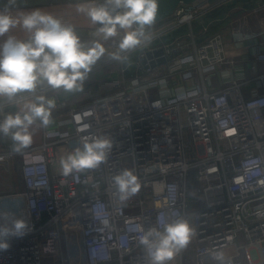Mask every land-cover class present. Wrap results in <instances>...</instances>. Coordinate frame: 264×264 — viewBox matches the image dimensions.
Listing matches in <instances>:
<instances>
[{
  "label": "built area",
  "instance_id": "1",
  "mask_svg": "<svg viewBox=\"0 0 264 264\" xmlns=\"http://www.w3.org/2000/svg\"><path fill=\"white\" fill-rule=\"evenodd\" d=\"M231 1L181 4L149 29L151 42L126 62L107 57L94 65L91 73L117 65L111 94L78 106L42 90L55 99L56 116L40 143L17 154L0 136V177L15 164L21 186L0 191V212L29 225L0 251V264H148L143 232L176 217L187 219L195 235L171 264H218L213 251L231 264H264V73L226 83L225 75L240 65L243 73L245 63L227 56L220 34L200 40L195 30L198 20ZM258 53L264 61V42ZM23 97L0 101V118L31 99ZM63 119L68 125H60ZM84 136L114 142L106 162L67 177L54 171L61 149L67 155ZM125 169L141 187L120 203L112 177ZM191 183L202 184L194 188L199 200L190 196Z\"/></svg>",
  "mask_w": 264,
  "mask_h": 264
},
{
  "label": "clouds",
  "instance_id": "2",
  "mask_svg": "<svg viewBox=\"0 0 264 264\" xmlns=\"http://www.w3.org/2000/svg\"><path fill=\"white\" fill-rule=\"evenodd\" d=\"M15 3L16 0H8L0 8V37H6L0 41V101L16 102L25 93L31 99L15 113L0 118V136L10 137L11 151L19 154L33 142V125L47 128L52 123L56 101L44 93L82 92L93 66L106 54L123 63L128 60V53L147 46L153 39L149 29L156 22L159 0H103L78 7L77 11L96 26L94 36L100 37L88 41L81 39L74 24L40 8L14 16ZM17 26L28 34L26 39L7 35ZM113 38L117 41L116 50L108 52L103 42ZM113 143L105 136L82 137L80 146L60 158L62 175L98 168L108 159ZM112 181L120 203L136 195L141 187L138 177L128 169L112 177ZM28 230L24 219L0 212V251L10 247L11 237H23ZM194 235L191 223L176 217L166 220L162 227L145 230L139 243L148 264H171ZM209 255L218 264H231L222 251Z\"/></svg>",
  "mask_w": 264,
  "mask_h": 264
},
{
  "label": "crops",
  "instance_id": "3",
  "mask_svg": "<svg viewBox=\"0 0 264 264\" xmlns=\"http://www.w3.org/2000/svg\"><path fill=\"white\" fill-rule=\"evenodd\" d=\"M203 1L205 0H199L189 6L196 7ZM23 11L25 12L26 10H15L12 12ZM253 15L259 16V18L257 22L251 26L252 28H250L249 18ZM203 22L205 23V26H208L207 33H204L203 31ZM195 30L200 40L209 35L220 34L225 44V50H229L233 54L232 57L237 58L245 63V69L243 73V68L240 65L239 67L235 68V72L232 71L231 74L225 75L224 80L226 83L229 84L230 81L234 80V78L241 76L245 77L247 80L253 81L254 78L264 73L263 55L262 53L258 55L259 46L262 42H264V0H232L229 4L215 10L214 12H211L210 14H207L201 20H198L195 23ZM16 31L12 32V35L15 33L14 36L18 38L28 35L25 31L21 32L19 29ZM10 34L11 32H9L7 35ZM5 38L6 37H0V41ZM254 65L257 67L256 71L253 69ZM215 85H218V82H215ZM260 91L263 92L264 89H260ZM244 94L247 97L251 95L247 88L244 89ZM66 98L63 96V99ZM24 103H21L16 108L12 109V112L15 113L18 111ZM55 116L56 115H52L53 118H55ZM67 121L68 120L63 119L60 125H68ZM57 128V124L50 126V129ZM45 129L46 128L40 126L39 124L33 125L31 129L33 132V142L31 145L38 144L42 141ZM8 140L11 141V138L8 137ZM64 156H66V153L64 149H61L59 160ZM54 171L62 172L60 164L54 168ZM13 188L15 191H19L21 188L20 183H18V185ZM0 191H8L6 183H2L0 185Z\"/></svg>",
  "mask_w": 264,
  "mask_h": 264
},
{
  "label": "rangeland",
  "instance_id": "4",
  "mask_svg": "<svg viewBox=\"0 0 264 264\" xmlns=\"http://www.w3.org/2000/svg\"><path fill=\"white\" fill-rule=\"evenodd\" d=\"M95 3V2H91ZM90 3H85V4H80V5H73V6H59V7H52V8H47V9H42L46 12H50L53 15H55L57 18L61 19L65 23H71L76 26V29L81 37L82 40L88 41L91 39H100L98 36H94V33L96 32V26L91 23L89 18L77 11L78 7L81 6H87ZM14 16L18 15H23V12H12ZM258 15V14H257ZM260 15V14H259ZM259 16H250L249 22L250 25L249 27L252 28L251 26L254 25V23L257 22ZM19 31H24L22 30L21 27L17 26L16 28H13L10 32L12 35V32L18 30ZM250 30V29H249ZM17 32V31H16ZM15 34V33H14ZM13 34V35H14ZM21 34V33H20ZM28 36V35H27ZM27 36L21 37L18 39H26ZM104 46L107 49L108 52H112L116 50L117 47V41L115 38L110 39L108 41H104ZM226 54L228 57H232V53L229 50H226ZM107 58V54L105 57H102L96 65L98 66L99 64L103 63ZM104 60V61H103ZM102 61V62H101ZM96 66V67H97ZM118 77V67L117 65L109 67V68H102V67H97L95 72H92L89 75V79L85 82L84 85V90L82 92H77V93H65L63 91H59L60 97L63 98V96L66 98L67 101L71 105H83L86 104L96 98H100L102 96L111 94L113 92V85ZM192 155L195 154L196 149L192 148L190 150ZM18 168L15 164L11 167V173H7L6 171H3L2 178L0 177V180L2 181L3 184H6V187H8V184L13 185V187L17 186L18 183H20V177L18 176ZM191 188L194 191L195 187H201L202 184L200 183H191ZM191 191L190 196L194 197L195 199L199 200L200 195L197 191ZM66 232L67 236L71 234V229L69 226L66 227ZM68 238V237H67ZM67 239L66 237H63V251L61 257L67 258L68 252L66 251V244H67ZM77 248L80 251H82V245L80 242V239L77 240ZM73 262V261H72Z\"/></svg>",
  "mask_w": 264,
  "mask_h": 264
},
{
  "label": "water",
  "instance_id": "5",
  "mask_svg": "<svg viewBox=\"0 0 264 264\" xmlns=\"http://www.w3.org/2000/svg\"><path fill=\"white\" fill-rule=\"evenodd\" d=\"M197 1L199 0H159L158 16L154 25L174 15L181 4L192 5ZM91 2L102 3L103 0H16V3L12 7V11L73 6ZM7 3L8 0H0V8H3Z\"/></svg>",
  "mask_w": 264,
  "mask_h": 264
}]
</instances>
